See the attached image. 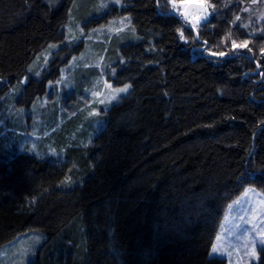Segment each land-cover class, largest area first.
<instances>
[{"label":"trees","instance_id":"16d2710c","mask_svg":"<svg viewBox=\"0 0 264 264\" xmlns=\"http://www.w3.org/2000/svg\"><path fill=\"white\" fill-rule=\"evenodd\" d=\"M97 1L0 0L4 90L26 77L20 100L44 95L66 60L59 49L36 76V57L64 48L67 26H98L109 13ZM120 1L132 34L97 53L114 59L108 81L130 87L102 125L82 124L86 108H48L39 127L54 128L46 141L62 159L0 148V251L36 234L28 264H227L211 255L227 207L249 187L264 195V1L206 0V51L164 0ZM231 41L251 51H228Z\"/></svg>","mask_w":264,"mask_h":264},{"label":"rangeland","instance_id":"374dc122","mask_svg":"<svg viewBox=\"0 0 264 264\" xmlns=\"http://www.w3.org/2000/svg\"><path fill=\"white\" fill-rule=\"evenodd\" d=\"M164 1L167 10L174 12L181 18L184 21L183 24L191 30L192 38L201 44L198 49L206 51L208 44L205 45L204 41L199 38L198 28L208 18L206 20L201 19L195 29H193L191 22L186 21L182 15L184 9L180 7V4H186L192 15H202L198 5L209 3L206 0H177V8L173 9L168 0ZM102 4H106L107 7L102 8ZM96 5L98 8L96 10L97 15L102 16L105 13H109L104 20L99 22L98 26L90 27L89 24L85 25L89 26L86 28H83L81 24L75 28L71 25L67 26L68 39H66L67 42L64 44V48L62 44H50L55 45V47H49L50 45H48L36 57V62L31 68L33 73L37 71L35 72L36 76H39L44 67L47 66L45 57L47 56L48 60L53 55L55 57L59 49L61 54H56V56L60 60H66L62 67L60 66L59 68L58 78L47 83L44 95L33 101V103H27L23 98L20 100L24 96L28 85L26 77L22 78L19 83L8 86L5 90L0 82L1 149L15 150L17 152L28 151L41 156H54L62 159L63 156L60 151H55L52 145L46 141V138L51 137L54 133L52 131L54 128L46 130L45 127L42 129L39 127L43 120V115L48 113V108L54 107L58 114L60 113L61 116L63 114L66 115L65 118L72 116L73 107L77 106L80 110L86 108L88 110L86 115L83 113L80 117L83 121L82 124L85 126L86 122V125H102L105 110L127 93H119L116 100L108 102L110 97L115 94V89L122 88L124 85L114 86L108 81V77L113 75L112 70L115 69L111 66L114 63V59L110 63L108 62L110 65L107 62L105 63L104 53L102 55L101 51L99 53L101 55H98L97 46L100 43L108 46L111 39L115 36L121 37L126 34H132L130 18L128 15L121 13L122 4L120 0L119 3H116L115 0H98ZM91 19H86V23ZM185 39L190 40L188 36H185ZM228 46H226L228 51L239 50L233 49L232 41ZM67 52H74V54H70L67 58L64 56V53L66 54ZM260 59L264 60V57L261 55ZM38 63L41 66H37ZM39 69H41V72L37 75ZM86 69H88L91 78H87V75H84ZM47 75L52 74L49 71ZM22 81L23 83H21ZM105 82L112 87L107 88ZM93 93H98L99 95H93ZM101 99L105 100V104L100 103ZM18 101L20 102L19 105L17 104ZM42 110H45L43 114ZM93 112L96 114L90 115ZM87 117H94L97 120V124L93 123L92 120L89 122ZM59 123L62 124L61 118H59ZM54 139H56V136L52 140ZM257 229H264V195L256 188L249 187L227 207L217 232L221 239L217 240L215 238L214 240V243L221 248V252L212 253L211 251V255L224 258L227 264H238V262L248 264L249 258L244 253L245 237L255 234ZM37 237L39 238L38 243ZM75 237L77 239L76 235ZM42 242L43 237L36 234L26 235L14 240L0 251V264H28L35 258L36 250ZM62 252L65 253L63 254V259L70 257L73 260L76 254L74 249ZM229 252H231V256L228 255ZM252 262L256 261H251L250 264Z\"/></svg>","mask_w":264,"mask_h":264},{"label":"snow or ice","instance_id":"6c2138e0","mask_svg":"<svg viewBox=\"0 0 264 264\" xmlns=\"http://www.w3.org/2000/svg\"><path fill=\"white\" fill-rule=\"evenodd\" d=\"M116 3H119V0H115ZM168 3L171 4L173 9L177 8V0H168ZM102 8L107 7L106 4H102L101 5ZM157 7H160V3L159 0H157ZM180 7L183 8V12L182 15L184 16L186 21H190L192 24L193 29H195V27L197 26V23L201 20V19H207L208 15H209V9H213L214 5L212 4H200L198 5V7L201 10L202 15H192V13L189 12L188 10V6L184 3L180 4ZM127 19V18H125ZM178 31H180L178 29ZM198 38V37H197ZM180 39L182 41H184L185 43H187V40L185 39V36L183 34V31H180ZM204 44L207 45V41H204ZM233 44V49H242V48H248V41H243L239 44L236 43V41L232 42ZM49 47H55V45H50ZM249 51H251L250 48H248ZM262 52H264V49H262ZM214 55H219V56H224L225 53L221 52L218 54ZM48 58L47 56L45 57V63H47ZM113 74H115L116 70L113 69ZM37 75H39V73H37ZM262 75H264V73H262ZM23 83V81L21 82ZM106 83V87L107 88H111V85H108L107 82ZM130 85L128 84H124V86L122 88H117L115 89V94H113L110 99H109V103L112 100H116L117 99V95L119 93H126L129 89ZM93 95H99L98 93H93ZM101 104H105V100L101 99L100 100ZM96 113L93 112L90 115H95ZM217 240H220L221 237L219 236V234L216 237ZM39 242V238L37 237V243ZM250 245V247H249ZM259 249V251H258ZM212 253H217V252H221V248L218 247V245L216 243L212 244V249H211ZM244 253L245 255L249 258L248 264H250L251 261H258L262 258V256H264V229H257L255 234H250L249 236L245 237V244H244ZM229 256H231V252L228 253ZM238 264H243V262H238Z\"/></svg>","mask_w":264,"mask_h":264},{"label":"water","instance_id":"95a60500","mask_svg":"<svg viewBox=\"0 0 264 264\" xmlns=\"http://www.w3.org/2000/svg\"><path fill=\"white\" fill-rule=\"evenodd\" d=\"M176 15V14H175Z\"/></svg>","mask_w":264,"mask_h":264}]
</instances>
